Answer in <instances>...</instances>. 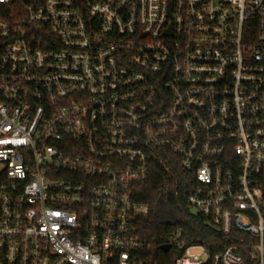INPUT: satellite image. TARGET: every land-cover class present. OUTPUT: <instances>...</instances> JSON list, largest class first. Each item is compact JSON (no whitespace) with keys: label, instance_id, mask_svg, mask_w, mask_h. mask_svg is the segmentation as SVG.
I'll return each instance as SVG.
<instances>
[{"label":"built area","instance_id":"1","mask_svg":"<svg viewBox=\"0 0 264 264\" xmlns=\"http://www.w3.org/2000/svg\"><path fill=\"white\" fill-rule=\"evenodd\" d=\"M156 161L250 237L174 264H264V0H0V264H156Z\"/></svg>","mask_w":264,"mask_h":264},{"label":"trees","instance_id":"2","mask_svg":"<svg viewBox=\"0 0 264 264\" xmlns=\"http://www.w3.org/2000/svg\"><path fill=\"white\" fill-rule=\"evenodd\" d=\"M189 182V178L177 165L169 161L165 164L156 161L147 182L137 187L138 202L150 209L149 215L138 219L137 223L138 235L150 247V263L174 264L177 256L174 251L164 253L161 247L170 243L173 234L180 230L188 245H204L210 254L218 253L233 241L240 243V239L245 242L250 240L247 234L235 229L229 236H224L205 225L200 218L190 215L186 200L190 191ZM240 245L243 255L248 258L244 244Z\"/></svg>","mask_w":264,"mask_h":264},{"label":"water","instance_id":"3","mask_svg":"<svg viewBox=\"0 0 264 264\" xmlns=\"http://www.w3.org/2000/svg\"><path fill=\"white\" fill-rule=\"evenodd\" d=\"M171 246L170 245H164L161 247V250L164 252V253H167L169 250H170Z\"/></svg>","mask_w":264,"mask_h":264},{"label":"rangeland","instance_id":"4","mask_svg":"<svg viewBox=\"0 0 264 264\" xmlns=\"http://www.w3.org/2000/svg\"><path fill=\"white\" fill-rule=\"evenodd\" d=\"M187 210H188V212H189V213H190V212H193V210H192V209H190V208H188Z\"/></svg>","mask_w":264,"mask_h":264}]
</instances>
